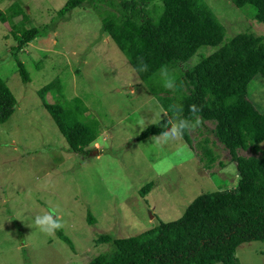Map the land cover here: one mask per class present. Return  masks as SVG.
Segmentation results:
<instances>
[{
  "label": "rangeland",
  "instance_id": "1",
  "mask_svg": "<svg viewBox=\"0 0 264 264\" xmlns=\"http://www.w3.org/2000/svg\"><path fill=\"white\" fill-rule=\"evenodd\" d=\"M65 1L0 0L5 20L0 22V79L15 99L13 113L0 124V264H85L109 250L108 244L95 243L98 235L135 236L158 220L174 221L196 196L236 185L234 164L209 122L187 130L191 147L183 140L157 144L153 136L136 141L146 126L165 117L152 84L141 82L100 33L101 8L83 5L59 17ZM203 1L223 26L225 41L243 32L264 39V27L228 0ZM11 27L38 31L17 54L27 83L10 55ZM213 50L201 48L183 65L191 67ZM53 81L58 85L53 92L61 99L78 98L88 110L83 118L96 124L86 156L67 150L41 105L37 93ZM53 92L45 94L47 103L59 100ZM247 99L264 110V82L258 76L249 83ZM204 138L216 157L210 169L198 161L196 144ZM259 149L264 155V141ZM149 182L153 186L141 198L137 192ZM52 210L71 247L34 225L36 215ZM235 257L239 264H264V241L240 244Z\"/></svg>",
  "mask_w": 264,
  "mask_h": 264
},
{
  "label": "trees",
  "instance_id": "2",
  "mask_svg": "<svg viewBox=\"0 0 264 264\" xmlns=\"http://www.w3.org/2000/svg\"><path fill=\"white\" fill-rule=\"evenodd\" d=\"M228 1L247 19L264 27V0ZM83 5L102 9L99 31L132 70L140 60L148 65L146 72L134 73L141 82L152 84L165 117L146 126L136 141L165 129L167 120L175 118L173 106L183 108L177 115L192 119L189 105L196 104L201 108L202 123L212 125L213 138L227 152L239 177L232 189L196 196L174 221L158 220L152 228L126 238L98 235L95 243L108 244L109 250L85 264H239L235 250L240 244L264 241V155L259 149L264 141V110L258 111L247 99L250 81L258 76L264 82L263 37L243 32L225 41L223 26L203 0H66L56 15L62 17ZM0 22H5L1 12ZM9 34L10 55L21 82L27 83L28 74L17 54L38 31L29 28L16 32L11 27ZM207 47L214 50L199 55L191 67L183 65ZM162 66L175 78L174 89L164 87L160 78L157 81ZM57 86L53 81L38 91L41 105L67 150L86 156L87 146L95 140L96 124L91 118H83L88 110L78 98L61 99L59 91V96L53 92ZM51 91L59 99L56 103L44 99ZM14 107L15 99L0 79V124L8 120ZM182 140L191 147L187 130ZM207 143L204 138L196 148L198 161L210 169L216 157ZM246 150L250 156L238 155V151ZM152 186L151 182L143 185L138 195L143 198ZM86 222L93 224L89 214ZM55 235L71 247L59 229Z\"/></svg>",
  "mask_w": 264,
  "mask_h": 264
},
{
  "label": "clouds",
  "instance_id": "3",
  "mask_svg": "<svg viewBox=\"0 0 264 264\" xmlns=\"http://www.w3.org/2000/svg\"><path fill=\"white\" fill-rule=\"evenodd\" d=\"M148 65L142 60L139 61L138 66L133 69L134 72H146ZM160 75L164 80V87L168 89L175 88V78L170 75L166 66H162L160 69ZM183 111L182 106H173L174 117L167 120V127L163 129L158 135L153 136V139L157 144H167L169 142H175L182 140L185 130L192 131L199 127L202 123V119L199 116L201 108L196 104L189 105V112L192 119L182 118L177 113ZM239 177H237L238 179ZM34 225L41 232L52 235L57 229L62 227V223L58 218H55V210L46 212L42 215H36L34 218Z\"/></svg>",
  "mask_w": 264,
  "mask_h": 264
},
{
  "label": "water",
  "instance_id": "4",
  "mask_svg": "<svg viewBox=\"0 0 264 264\" xmlns=\"http://www.w3.org/2000/svg\"><path fill=\"white\" fill-rule=\"evenodd\" d=\"M93 154H95V152H93Z\"/></svg>",
  "mask_w": 264,
  "mask_h": 264
}]
</instances>
